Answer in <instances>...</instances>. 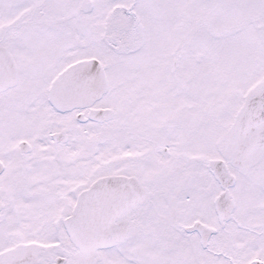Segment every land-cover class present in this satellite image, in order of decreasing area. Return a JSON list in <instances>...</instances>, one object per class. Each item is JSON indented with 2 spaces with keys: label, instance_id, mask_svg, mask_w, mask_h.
Listing matches in <instances>:
<instances>
[{
  "label": "snow or ice",
  "instance_id": "snow-or-ice-1",
  "mask_svg": "<svg viewBox=\"0 0 264 264\" xmlns=\"http://www.w3.org/2000/svg\"><path fill=\"white\" fill-rule=\"evenodd\" d=\"M0 264H264V0H0Z\"/></svg>",
  "mask_w": 264,
  "mask_h": 264
}]
</instances>
